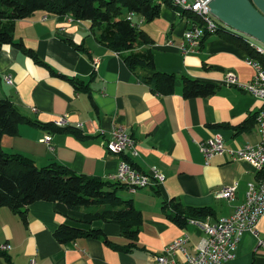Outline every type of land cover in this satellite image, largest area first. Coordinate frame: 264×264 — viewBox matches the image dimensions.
I'll return each instance as SVG.
<instances>
[{
	"label": "crops",
	"instance_id": "crops-1",
	"mask_svg": "<svg viewBox=\"0 0 264 264\" xmlns=\"http://www.w3.org/2000/svg\"><path fill=\"white\" fill-rule=\"evenodd\" d=\"M157 1H162L158 16L141 25L153 40L143 48L152 52L157 70L178 77L168 94L152 91L141 79L143 69H129L120 54L99 43L98 29L91 30L87 20L39 10L14 21L13 40L32 49L41 63L10 44L0 48V98L9 99L33 122H22L15 134L2 135L1 149L24 155L37 166L55 161L101 179L116 171L122 157L140 171L155 166L165 180L160 186L117 189V195L131 200L141 213L135 238L122 235L116 223H75L56 213L53 203L46 200L27 205L26 222L9 207H0V246H9L1 250L0 264H29L32 259L36 264H148L152 255L182 234L189 235V249L203 236L188 221L179 225L170 220L172 210L167 204L171 199L189 215L193 208L208 207L211 214L204 219L213 222L232 213L243 202L247 184L258 179L260 173L250 163L227 155H213L205 162L198 148L199 141L215 133L228 148L259 141L254 116L261 102L243 88L254 74L245 61L247 51L229 34L218 32L207 35L197 51L181 52L183 32L198 20L181 17L168 2ZM68 41L84 48L77 49ZM229 72L235 83L226 82ZM5 73L11 74V85L2 79ZM182 76L214 83L216 90L185 98ZM69 79L83 81L88 91L75 90ZM59 116L84 136L45 127ZM113 126H122L135 140L137 156L106 151L107 132ZM46 134L51 136L48 144L42 140ZM233 183V200L214 197V191ZM61 223L99 229L106 241L79 236L60 243L53 231ZM256 231L264 239V217ZM224 264H264V247L257 246L255 235L245 231L235 257Z\"/></svg>",
	"mask_w": 264,
	"mask_h": 264
},
{
	"label": "trees",
	"instance_id": "trees-1",
	"mask_svg": "<svg viewBox=\"0 0 264 264\" xmlns=\"http://www.w3.org/2000/svg\"><path fill=\"white\" fill-rule=\"evenodd\" d=\"M161 2L157 0H0V48L4 44H10L35 62L41 63L32 49L25 47L20 40H13L15 20L28 17L39 10L48 15H68L75 20H87L91 30L98 29L95 38L99 43L120 54L129 69H143L144 74L141 79L152 91L168 94L173 92L178 77L156 69L152 52L148 48H143L152 44L153 40L141 26L134 27L125 17L127 12L133 11L137 17L149 22L158 16ZM180 12L181 17H194V14L185 10ZM218 25L214 33L229 34L235 43L247 51L248 56L259 57L248 45L246 35L226 27L221 22H218ZM207 35L209 34L206 33L203 40ZM68 42L77 49L84 48L82 45ZM69 80L75 90L88 91L83 81ZM180 82L181 93L185 98L210 95L217 87L211 82L183 76L180 77ZM22 122L33 123L9 99L0 98V139L4 134H15L18 125ZM45 127L50 131H71L77 137L84 136L77 126L71 124L58 126L51 122ZM120 187L125 185L110 179L76 173L55 161L37 166L30 158L18 153L4 152L0 147V207H9L21 217L23 222H26L25 213L28 204L46 200L53 203L56 213L75 223L90 225L94 221L112 222L119 225L122 235L135 238L142 222L141 213L135 209L131 200H122L117 195V189ZM167 206L172 210L168 213L170 220L179 225H184L190 218L205 220L204 218L211 214L208 207H199L193 208L189 215L186 209L173 199ZM53 235L60 243L73 241L79 236H92L106 241V236L99 229H85L65 223L59 224ZM1 250L0 248V255H4Z\"/></svg>",
	"mask_w": 264,
	"mask_h": 264
},
{
	"label": "built area",
	"instance_id": "built-area-1",
	"mask_svg": "<svg viewBox=\"0 0 264 264\" xmlns=\"http://www.w3.org/2000/svg\"><path fill=\"white\" fill-rule=\"evenodd\" d=\"M167 2L178 11L185 10L198 19L197 23L183 32L179 44L181 52L197 51L206 33H214L218 29L220 21L211 13L207 0H167ZM125 17L134 27L138 28L142 25L143 19L137 17L133 11L127 12ZM253 40L246 38L248 45L259 57H246V64L253 68L254 74L243 88L261 102L254 116L259 141L238 148H228L224 145L222 136L215 133L212 137L199 141L198 148L205 162H208L213 155H227L231 160L250 163L256 172L260 173L258 179L247 184L243 202L238 204L229 215L219 217L213 222L206 219H188L190 224L199 227L203 233L191 249L187 246L189 235L184 233L163 247L159 253L152 255L148 264H224L235 257L238 241L245 231L255 235L257 246L264 247V239L258 237L256 231L258 221L264 217V45ZM2 79L8 85L13 83L9 73L3 74ZM235 80L234 74L229 72L226 82L235 83ZM53 122L58 126L67 125L64 116L57 117ZM50 139V134H46L42 140L48 144ZM105 148L108 153L114 155H121L124 151H128L132 156L138 154L135 140L122 126H113L109 129ZM105 178L117 181L130 189H138L160 186L165 180V175L155 166H151L146 172L137 170L127 159L119 157L116 171ZM235 191L236 183H233L214 191V197L233 200ZM0 248L6 249L9 246L1 245ZM29 264L36 263L32 259Z\"/></svg>",
	"mask_w": 264,
	"mask_h": 264
},
{
	"label": "water",
	"instance_id": "water-1",
	"mask_svg": "<svg viewBox=\"0 0 264 264\" xmlns=\"http://www.w3.org/2000/svg\"><path fill=\"white\" fill-rule=\"evenodd\" d=\"M211 13L226 27L264 45V0H207Z\"/></svg>",
	"mask_w": 264,
	"mask_h": 264
},
{
	"label": "rangeland",
	"instance_id": "rangeland-1",
	"mask_svg": "<svg viewBox=\"0 0 264 264\" xmlns=\"http://www.w3.org/2000/svg\"><path fill=\"white\" fill-rule=\"evenodd\" d=\"M245 37H246V36H245ZM247 37H248V36H247ZM248 38H249V39H252V40L254 39V38H251V37H248ZM255 40H256V39H254L253 42H255V43H258V42H259L258 40H256V41H255ZM259 43H260V42H259ZM260 44H262V43H260ZM262 45H263V44H262Z\"/></svg>",
	"mask_w": 264,
	"mask_h": 264
}]
</instances>
